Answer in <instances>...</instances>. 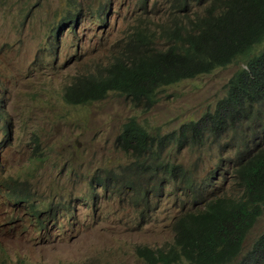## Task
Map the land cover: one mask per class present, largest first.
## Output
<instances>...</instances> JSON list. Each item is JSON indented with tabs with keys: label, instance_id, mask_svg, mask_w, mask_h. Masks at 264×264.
Here are the masks:
<instances>
[{
	"label": "rangeland",
	"instance_id": "374dc122",
	"mask_svg": "<svg viewBox=\"0 0 264 264\" xmlns=\"http://www.w3.org/2000/svg\"><path fill=\"white\" fill-rule=\"evenodd\" d=\"M171 1L0 0V99L4 96L6 118L0 124V169L4 176L13 175L24 181L26 189L36 191L35 206L49 202L54 211L62 212L57 215V224L49 222L45 231L33 235L39 226L28 223L29 212L26 218H20V206H6L0 199V236L4 240L0 244L7 249V264H141L134 246L157 248L163 243V247L171 244L174 218H169L170 211L177 210L171 206L175 199L171 196L172 184L167 187L162 183L163 189L152 198L159 200V210L141 224L138 208H116L106 202L107 195L93 207L87 203L91 200L87 194L88 179L101 167L125 161L126 167L140 172L142 181H148V169H139L131 155L116 151L115 139L130 118L146 127L154 141L164 143L160 147L154 142L149 154L151 181L156 184L166 176L157 175L152 156L159 154L160 161L169 160L192 172L217 164L226 167L233 158L234 145L213 161L220 151L219 142H241V136L248 133L244 120L233 119L218 139H211L206 132L199 139L196 137V144L181 142L184 137L180 128L214 112L216 101L224 96L226 84L239 63L159 91L148 112H138L116 93L85 106H68L62 99L64 87L74 78L104 74L103 69L113 62L115 50L125 52L132 40L135 42L133 28L138 24L145 28H141L143 32L153 35L152 40L136 45L141 53L145 49L167 50L171 42L159 35L155 24L170 20L178 26L180 22L175 17L183 22L186 18L192 20L194 12L204 8L192 3L186 12L176 16L170 8ZM105 4V20H93L97 8ZM78 10V37L74 39L75 33L66 32L67 26H63L65 33L59 32L58 38H53L49 26L57 18ZM44 46L53 50L52 58L45 56ZM68 58L69 64L62 66ZM4 124L7 138L3 137ZM233 190L234 184L231 182L230 186L226 179L218 194L229 195ZM67 199L70 205L59 208ZM10 219L12 224L8 226L5 223ZM57 227H61V235L54 236L51 233L57 232ZM263 232L264 211L248 234L242 254ZM3 254L0 252V264Z\"/></svg>",
	"mask_w": 264,
	"mask_h": 264
},
{
	"label": "trees",
	"instance_id": "16d2710c",
	"mask_svg": "<svg viewBox=\"0 0 264 264\" xmlns=\"http://www.w3.org/2000/svg\"><path fill=\"white\" fill-rule=\"evenodd\" d=\"M191 1L172 0V13L186 12ZM203 2L207 3V0H197V4ZM206 9L207 6L201 15L194 12V18H186L185 22L175 17L180 22L178 26L172 21V28L163 24L161 33L171 42L167 50H146L145 53L131 55V60L126 61L131 65L117 63L111 71L89 85L69 86L65 92L66 102L84 105L102 98L106 90L113 89L137 102L146 98L145 104L149 105V95L153 96L156 90L227 67L237 57L243 56L247 48L219 55L218 35L228 37L231 30L243 26L248 28L249 38L264 32V0H211V6ZM215 11L217 15H212ZM66 20L73 23L76 18L69 16ZM146 34L137 33L136 39L144 42ZM263 90L264 55L255 61L247 60L245 67L233 74L225 97L215 103L213 113L199 120L198 126L209 122L212 132H219L233 118L231 114L238 115L240 107L250 104L254 101L251 96H259ZM152 104L153 101L149 107ZM181 129H185L184 126ZM132 130L131 125L119 135L117 145L138 155L151 152L153 139L143 131L131 133ZM182 130L181 136L185 138ZM160 166L163 171L169 167L167 164ZM233 167L238 192L208 205L207 212L199 216L181 218L175 226L173 243L155 251L141 248L139 256L143 261L172 264L181 260L189 263L197 260L200 264H228L238 255L245 236L264 211V144L247 145L238 154Z\"/></svg>",
	"mask_w": 264,
	"mask_h": 264
},
{
	"label": "clouds",
	"instance_id": "9594fccd",
	"mask_svg": "<svg viewBox=\"0 0 264 264\" xmlns=\"http://www.w3.org/2000/svg\"><path fill=\"white\" fill-rule=\"evenodd\" d=\"M194 3V5H199L201 7H206V11L211 6V0H207V3H200L197 4V0H192L190 5ZM107 8L106 4L104 6L100 5L97 8V15L93 17V20H96L98 22H103L102 20L106 18L105 16V9ZM203 10V8H202ZM217 11H215L212 15H217ZM198 15L202 14V11H197ZM69 16H73L76 18V21L73 23H70V21L66 20ZM90 17L87 18L89 20ZM67 21V22H66ZM80 21V15L79 10L78 12H69L63 17L57 18V20L53 23V25L49 26L50 32L52 34L53 38H58L59 32L65 33L62 29L63 26H67V31L70 33H75V38L78 37V34L76 33V27L75 25L79 24ZM158 23H161L162 25L158 27ZM163 24L167 25L170 24V20L166 21H160L155 24V27L159 31V35L163 38H166L164 34L161 33V29L163 27ZM142 29L145 30L144 27L141 26V24H138L133 28V35L135 38V42L132 40V44L128 45L129 49L125 52L120 50V48H117L114 52L113 56V62L111 64L104 68V74L97 73V74H91L89 76L84 77H76L72 80L71 83H69L67 86L63 89V96L62 99L68 106H85L88 104H92L95 102L102 101L109 93H116L117 95L125 97L132 107L137 110L138 112H148L155 104L156 96L159 93V91L169 88L165 87L159 90H156L153 96L150 94V100L153 101V104L149 107V105L145 104L146 98H142L139 102L132 100V98L125 93H121L118 90H106L103 97L95 100V101H88L84 105H73L69 104L65 100V92L66 89L71 85H89L90 82L93 80H99L101 77H103L105 74H107L108 70L111 71V68L117 64L122 63L123 65H131L132 63H126V61L131 60V55H138L142 54L140 52V48L136 45L143 44L142 41H138L136 39V34L141 33L146 34L143 32ZM248 28L246 26H243L242 28L233 29L229 32L228 37H223L218 35V46H219V55H229L230 52L234 50H244L246 49L242 55L236 58V61L233 62L230 65L239 63L240 66L238 67H245V63L247 60H257L260 59L264 55V32L256 35L254 37L249 38L248 36ZM148 33V32H147ZM147 35V34H146ZM130 33L127 36V40L130 38ZM149 36V37H148ZM151 34L147 35V39H145V42L150 38L152 40ZM169 41L170 39L167 38ZM43 50L46 52L45 56L47 58H52L53 53L52 49L44 46ZM146 50L151 49H145L143 53H145ZM156 50V49H155ZM49 60V59H47ZM121 60L122 62H120ZM69 61L71 59L68 58L67 62L62 64V66H65L69 64ZM73 61V60H72ZM240 61L242 63H240ZM73 63H76L73 61ZM72 63V64H73ZM126 65V66H127ZM229 65V66H230ZM224 68V67H223ZM218 69V68H217ZM237 69V70H238ZM212 73V72H210ZM208 73V74H210ZM206 74V75H208ZM205 76V75H201ZM233 76V75H232ZM200 77V76H199ZM198 78V77H196ZM193 79H183L182 82H186ZM231 80V78L228 80L224 96H222L220 99L222 100L226 93H227V87L228 83ZM182 82L178 83L181 84ZM174 85H177L174 84ZM173 86V85H172ZM170 86V87H172ZM1 76H0V95H1ZM263 94L259 96H251V98L254 99L250 102V104H245L244 106L240 107L241 111H239L238 115L231 114V117H233L231 120L229 119L227 121V126H224L219 132H212V128L208 123L203 124L202 126H198V122H190L187 125H181L184 126L185 129H181L180 131H184L186 134L185 138L182 139L183 141H188L191 144H196L197 139H199L200 136H203L206 132L208 136L211 139H218L222 133H224L232 124L233 119L234 120H244L247 123V132L244 133L241 137L243 138L241 142H236L231 139H227V141L219 142L220 143V151L215 154L213 161L219 159L222 155V152L225 149H228L230 146L234 145L235 150L233 154V158L228 160L226 167L222 166V164H217L213 166V168L206 167L203 168L202 172H192V171H186L183 170V168L176 163H172L169 160H161L159 159V154L157 157H151L155 158L156 163L154 165V170L157 172V175L163 174L166 176V179L161 180L158 184L156 182L151 181V176H153V171L151 169V164H149V154L152 152H149L145 155H138L137 152H134L132 150H126L122 146L117 145V138L119 135H121L125 130L129 128V126H133L134 132L135 130L143 131L148 138L153 139L154 142H158L160 144V147L164 146V143L162 140L156 139L154 141L153 135L150 133V131L147 130L146 127L142 126L137 122L136 118H130L122 127V130L119 132L118 136L115 139V146L116 151L119 150V153L123 155V153L131 155L134 159L137 161V167L139 169H148V181H142L141 174L137 169H134L132 166L129 170V167H126L124 163L119 162L118 165L115 166H108V167H101L97 172L93 173L87 182V186L89 189V192L87 193L91 200L87 203H91L92 207L97 205L98 202L102 199H104V195H107L106 202H110L113 205L116 206V208H122L125 207L130 211V208H138L139 209V224L143 223V221L153 214L155 210H159V200H153V196L156 195L158 190H162V183L165 182V185L168 187L172 184L171 187V196H175L174 201L171 202V206L177 207V210L175 211L172 209L170 211V219H173L172 224V231L174 233L173 238L170 240L171 244L173 243V240L176 236V229L175 226L180 221L181 218H187L199 216L205 212H207V206L210 204H214L218 202V199H222L224 196H230L234 195L238 192V188L236 186L235 180L233 178V165L236 164V159L238 157V154L242 152L247 145H254V144H264V90L262 91ZM4 96H2V99ZM2 99H0V124L2 119L6 120L3 110V103ZM218 99V100H220ZM217 100V101H218ZM216 101V102H217ZM214 108L216 109V106L214 105ZM215 111V110H214ZM213 113V112H212ZM230 117V118H231ZM201 120V119H200ZM3 130V137L7 138L8 133L6 130L5 124L2 127ZM198 130V132H197ZM261 130V132H259ZM256 135V136H255ZM190 136H193L192 138ZM197 137V139H196ZM7 142V141H6ZM247 144V145H246ZM153 146V145H152ZM152 150V147H151ZM0 151H1V144H0ZM156 154V153H155ZM124 156V155H123ZM150 158V159H151ZM167 164L169 165L168 169L166 171H163L160 165ZM227 177V178H226ZM228 179V182H231L234 184V190L231 194L226 195H219L218 190L220 189V185L225 182V180ZM149 185V186H148ZM148 186V187H147ZM148 189H151L152 192H147ZM105 193V194H104ZM149 194V195H148ZM36 195V191L32 188L26 189L25 183L22 180L17 179L13 175H7L4 176L2 173V170L0 169V199H2L3 204L6 206H12L17 207L20 206L21 210V217L20 218H26V212H29L28 216V223L34 224L39 226L38 228H35L32 232V234H38V232H42L46 230V224L51 222V224H57V215L60 212H56L52 209V205L49 202H43L39 206H35V201L33 200V197ZM149 197H151V203H149ZM69 199L65 200L62 205H60L59 208H67V207H61L64 206L63 204H69ZM158 208V209H157ZM67 210V209H64ZM217 211L219 210L216 209ZM116 213L120 214V210L117 209ZM262 215V214H261ZM130 217L126 221V228L129 226ZM261 218V216L258 218V220ZM169 219V220H170ZM10 219L7 224L10 226L11 223ZM257 220V221H258ZM256 221V223H257ZM255 223V224H256ZM254 224V226H255ZM253 226V227H254ZM253 227L250 229V231L253 229ZM57 232L51 233L54 236L61 235V227H57ZM250 231L245 236V239L243 240V243L241 245V249L234 257L232 261H230L228 264H264V232L262 235L259 236V238L255 241V243L252 244L251 248L247 251H245L242 254L244 243L246 241V238ZM41 234H47V232H43ZM39 235V234H38ZM0 240L4 241L1 236ZM1 243V242H0ZM164 244V243H163ZM163 244L160 245V247L157 248H150L148 245H138L134 246V253H136V259H139V262L141 264H148L146 261H143L142 258L139 256L140 249L143 247L148 248L151 251H155L158 248H165L163 247ZM170 244V245H171ZM169 245V246H170ZM7 249L4 248L2 244H0V252H3L2 256V263L7 264L9 263V258L7 254ZM196 258V257H195ZM158 264H161L160 262ZM172 264H200L195 260L193 263H189L186 260H181L178 263H172Z\"/></svg>",
	"mask_w": 264,
	"mask_h": 264
}]
</instances>
